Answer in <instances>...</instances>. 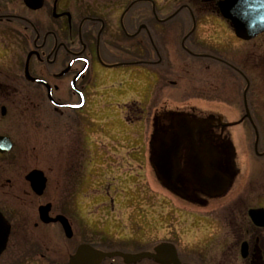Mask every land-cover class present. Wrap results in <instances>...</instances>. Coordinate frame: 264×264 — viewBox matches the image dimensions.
Wrapping results in <instances>:
<instances>
[{
  "label": "flooded vegetation",
  "instance_id": "1",
  "mask_svg": "<svg viewBox=\"0 0 264 264\" xmlns=\"http://www.w3.org/2000/svg\"><path fill=\"white\" fill-rule=\"evenodd\" d=\"M228 5L230 0H0V138L12 148L0 153V215L10 226L0 264H69L82 245L140 254L163 243L176 248L183 264H232L239 255L242 264H264V228L249 218L250 210L264 207L245 209V222L232 215L221 224L191 216L180 203L206 209V200L219 199L196 186L195 173L223 174L230 187L238 181L244 168L236 146L240 129L244 137L253 135L248 157L264 159V109L258 111L256 104L258 93H264V71L263 86L256 89L257 68L264 67V56L257 57L264 54V32L249 40L239 37L223 14ZM179 69L196 79L189 81L192 92L185 100L171 89L183 82L171 79ZM147 87L148 94H135ZM175 94L187 102L182 110L155 105L160 95L171 103ZM216 101L230 106L214 109ZM98 116L106 128L104 143L95 136ZM178 118L188 122L183 128L192 134V141L188 134L181 144L171 177L183 193L164 185L152 163L153 149L175 130ZM18 131L29 163L20 174ZM99 143L115 148L102 152L96 163ZM127 165L146 174L139 184L125 180ZM33 172L43 174V185L29 179ZM42 207H50V219L68 221L71 238L62 222L40 219ZM176 219L208 239L210 228L209 243L218 241L222 259L208 256L204 240L185 241L182 249ZM225 229L228 235L236 231L232 251L224 248L230 241ZM163 230L172 235L161 238Z\"/></svg>",
  "mask_w": 264,
  "mask_h": 264
},
{
  "label": "rangeland",
  "instance_id": "2",
  "mask_svg": "<svg viewBox=\"0 0 264 264\" xmlns=\"http://www.w3.org/2000/svg\"><path fill=\"white\" fill-rule=\"evenodd\" d=\"M258 42L260 43L261 40H259ZM259 55L264 56V54L257 53V57H259ZM178 71L179 72L176 73L175 77H171V79L174 82H178V79H176V78H180L183 82L181 85L176 86L174 89L171 87V89H172L173 93L175 92L177 94H181L182 95L181 99L185 100L186 97L184 96V94L186 95V93L192 92L189 90V81H192V80L194 81L196 79L193 76H190L189 74H187L185 72V69H179ZM263 71H264V67L257 68V72H256V76H257V83H256L257 88L256 89L257 90H260L259 88L260 87L262 88V86H263V85L260 86V83H261L260 78L262 77L261 75H263ZM198 72H200V71H198ZM200 79H201V75L199 74L197 77V81L199 83H203V80L200 81ZM231 85H233V84H231ZM234 85H236V83ZM165 86L166 85H164L162 87H165ZM191 87L192 86H190V88ZM143 90H145L146 94H148L150 91V87L139 89L137 92H135V94H138V95L140 94V96H141L145 93V91H143ZM193 93L195 96L201 95V93H199L196 90ZM177 94L174 95L175 99H172L171 103H168L167 102L168 99H163L164 96L160 95L156 99V100H158V102H156L155 105L157 104V106L161 107V108L167 106L166 108H168L170 110L171 109L182 110V107H184L183 105L185 104V106H186L187 102H184V101L181 102L180 100H178V96H181V95H177ZM258 96H259V99H261L260 101L258 100V102L256 103L257 107H258V111H259L260 107H262L264 109V93H260V94L258 93ZM225 98L228 99L226 96H225ZM147 102H148L147 98L141 100V104L143 105L144 109H145ZM179 102H181V103H179ZM108 103H111V102L106 101L103 103L104 105H106L105 108H107V109H109ZM194 103L197 106L205 107V102L196 100V101H194ZM170 104H172V106ZM236 105H239V106H237V108L241 109L240 108L241 104L236 103ZM157 106H155V107L158 108ZM179 106H181V107L179 108ZM229 106H230L229 104H227L225 102L220 103V101H216V102L212 103V107L214 109H225ZM116 109L118 110V108H116ZM114 110H115V108H114ZM145 114H146V112H145ZM260 119L263 120V125H264V114H262ZM96 123L98 124V126L96 128V135L95 136H96L97 140L100 141V143H104L106 140L105 139L106 128L103 125V121H102L100 116H98L96 118ZM4 125H2L1 132L7 134L8 131L6 130V132H5ZM238 132L240 135L236 139V146H237V149L239 152V156H241L244 160V162H243L244 168H243L242 175L238 178V181H235L234 185L232 186V189L230 190V192L225 197L218 199V200H206L207 204H208V207L206 209H197L198 207L191 205L190 203L180 202V203H182L181 205L186 207L187 212L190 213L191 216L192 215L194 217H196V216H207V217L213 218L214 221L218 220L219 221L218 223L222 224V222H224V220L227 221V219H230L232 215L233 216L237 215V218L239 219L238 221H241V223H242L243 221L245 222V219H244V216H246V214L244 213L245 209H250V208H255V207H260V206L264 207V159L258 160L256 158H254L253 156L248 157V150H249L248 145H250L252 143V141H253L252 136L253 135L249 136V132H248L247 136L244 137L243 133H245V131L240 129ZM15 133H16V131H15ZM261 133L264 136V129L261 130ZM87 136H88V132H87ZM16 141H18L17 148H16L17 158L21 159L20 162L18 163V166H17V170H18L17 172H18V174H20L24 171L23 169L27 170L29 168V163L25 160L28 158V156L25 154L27 150L25 149V146L22 144V143H24V141L22 140V137H19V131H18L17 136H16ZM100 143L96 144V149H95L96 163L99 162V158H100L102 152L109 154V152L112 150V147L114 146V148H115V145H110V144H105V146H106V148H105V147L101 146ZM109 145H110V149H109ZM130 148L131 149H129V150H132L131 146H130ZM112 153H113V151H112ZM127 153H129L128 150H127ZM40 156H38L37 158L40 159L39 158ZM41 159H42V157H41ZM247 161L250 164V166L248 168H246ZM33 162L36 163L37 165L39 164L38 161H36V162L33 161ZM126 167H127V170H123L122 172L126 171L124 178H125V180H127L128 184L135 186V185L139 184L143 175L145 178L146 174H142L141 172L136 171V170L132 171L133 166L130 167V165H127ZM260 169H261V171H260ZM256 174H261V176H258ZM148 175L152 179V172L151 171H148ZM152 185H153V183L151 181V186ZM162 195H164V193H162ZM169 197H170V195H169ZM162 198H163V196H162ZM183 203H185V204H183ZM231 211H235V212H231ZM188 213H186V214H188ZM99 218L104 219V217H99ZM179 220H180V217H179ZM179 220L176 219V221H177L176 227H177V231L180 232V234L178 235V240L180 241L179 245L182 249L184 248L185 245H187V243L185 241L188 242V241L194 240L197 243L201 240H204L205 242H207V244L210 245V246H205V247H209L207 250L208 256H210L211 258H213L217 261L222 259V256H221V249H222L221 247L222 246L220 248L218 247V243H217L218 241L215 240V242H213L212 244L209 243L211 240V238L209 236V235H211L210 228H208L206 230V232L208 234L207 237H209V239H208V238H206V236L204 237L205 233L202 235L199 234L201 231L198 230L197 227L192 226V227L186 228V225L184 223H181V221H179ZM227 224H228V221H227ZM234 227L237 228V225H235ZM162 228H164V227H162ZM183 229L186 230L185 234L182 233ZM233 232H235V235H233ZM171 235H172L171 233L169 234L167 231L165 232L164 230L162 233H160L161 238L169 237ZM223 236H224V230H223ZM225 236L228 237L230 241L227 244H224L225 245L224 248L226 249V251H227V249H231V251H232V249H234L233 245H235V243H236V240L234 238V236H236V231H232V233H230V235H228L227 230L225 229ZM152 238H153V236H150L149 241H151ZM139 244L143 245L144 242H139ZM231 254H233V252H231ZM239 258L240 259H238V260H234V263H232V264H242L240 255H239Z\"/></svg>",
  "mask_w": 264,
  "mask_h": 264
},
{
  "label": "water",
  "instance_id": "3",
  "mask_svg": "<svg viewBox=\"0 0 264 264\" xmlns=\"http://www.w3.org/2000/svg\"><path fill=\"white\" fill-rule=\"evenodd\" d=\"M223 14L226 18L232 21L236 33L239 37L245 40L252 39L264 32V0H230V5L223 7ZM251 26V27H249ZM185 119H177L175 122V130L168 138L162 139L157 149H153L152 163L157 175L164 185L178 193H183L181 189L173 183L172 174L175 163H177L178 154L181 144L189 140V132L183 128L187 125ZM190 140L192 134H190ZM192 141V140H191ZM11 144L7 139L0 138V152L5 153L11 150ZM189 163H191L188 157ZM193 164V163H191ZM191 166V165H190ZM193 166V165H192ZM194 179L196 186L211 198H221L227 194L231 179L223 174H217L212 177L204 175L202 172L195 173L191 176ZM29 179L34 182L45 183L41 172H33ZM50 207L40 209V218L43 222H62L68 236L71 238V228L64 218L57 217L52 220L48 218ZM249 216L253 223L264 228V210H250ZM10 227L8 223L1 217L0 219V254L3 252ZM122 258L124 264H137L146 259H152L157 264H183L178 258L176 248L169 243L160 244L155 248L153 253L126 254L122 252H100L90 245H82L77 250L76 254L71 257L69 264H101L106 259ZM242 257H248V244L242 246Z\"/></svg>",
  "mask_w": 264,
  "mask_h": 264
}]
</instances>
